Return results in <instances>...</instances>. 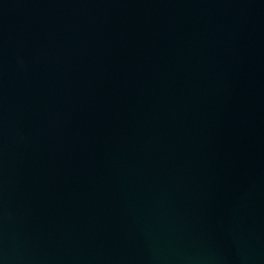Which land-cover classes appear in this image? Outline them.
<instances>
[{
  "label": "water",
  "instance_id": "95a60500",
  "mask_svg": "<svg viewBox=\"0 0 264 264\" xmlns=\"http://www.w3.org/2000/svg\"><path fill=\"white\" fill-rule=\"evenodd\" d=\"M0 264H264V0H0Z\"/></svg>",
  "mask_w": 264,
  "mask_h": 264
}]
</instances>
